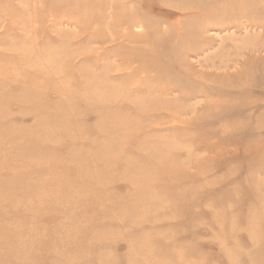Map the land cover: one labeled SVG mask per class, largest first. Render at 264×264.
I'll use <instances>...</instances> for the list:
<instances>
[{
  "label": "rangeland",
  "instance_id": "1",
  "mask_svg": "<svg viewBox=\"0 0 264 264\" xmlns=\"http://www.w3.org/2000/svg\"><path fill=\"white\" fill-rule=\"evenodd\" d=\"M262 196L264 0H0V264H264Z\"/></svg>",
  "mask_w": 264,
  "mask_h": 264
},
{
  "label": "bare ground",
  "instance_id": "2",
  "mask_svg": "<svg viewBox=\"0 0 264 264\" xmlns=\"http://www.w3.org/2000/svg\"><path fill=\"white\" fill-rule=\"evenodd\" d=\"M185 2V1H184ZM198 2V1H197ZM200 2V1H199ZM259 2V1H258ZM186 3V2H185ZM193 3V2H192ZM196 3V2H195ZM201 3V2H200ZM252 3H253V1H252ZM261 3V2H260ZM248 4L250 5L251 3H249L248 2ZM147 5V4H146ZM149 5H151V4H149ZM252 5V4H251ZM151 6H153V5H151ZM184 6V5H183ZM207 5H205V7H206ZM218 6V5H217ZM253 6H254V4H253ZM197 7H200V4H191V5H189V6H186V8H184L186 11L188 10L189 11V14H191L192 16H195V14H197V13H195L194 12V8L196 9ZM247 7H249V6H247ZM252 7V6H251ZM250 7V8H251ZM152 8V7H151ZM215 8V7H214ZM213 8V10L215 11V9H218V8H215L214 9ZM223 8V7H222ZM252 8H254V7H252ZM236 10H237V8H235ZM255 9V8H254ZM209 10V9H208ZM181 11H183V9L181 10ZM218 11V10H217ZM217 11H215V12H217ZM235 11V10H234ZM238 11V10H237ZM210 13H211V11H209ZM214 12V13H215ZM227 12V14H228V12L229 11H226ZM238 12H240V11H238ZM244 13H245V11H243ZM188 13V12H187ZM203 13V12H202ZM241 13V12H240ZM199 14H201V12L199 13ZM207 14H208V12H207ZM211 14H213V12L211 13ZM210 14V15H211ZM216 14V13H215ZM225 14V13H224ZM186 15H188V14H185V18H186ZM204 15V14H203ZM210 15L208 14L207 16H206V19H200V21H198V20H194V23H196L195 24V27L193 28V29H191V33H194V32H197V35H198V31H200L202 28H203V30H206V28H204V27H206L208 24H209V20H207V18H209L210 17ZM220 15V14H219ZM229 15V14H228ZM222 16V15H221ZM212 17V16H211ZM189 18V20L191 19V16L190 17H188ZM199 18V17H198ZM198 18H196V19H198ZM205 18V17H204ZM193 19H195L194 17H193ZM192 19V20H193ZM212 19V18H211ZM198 21V22H197ZM211 21V20H210ZM191 23V22H190ZM181 24H183V22L181 23ZM204 24H205V26H204ZM185 26H183L184 27V29L186 28V24H184ZM140 29V28H139ZM169 29V28H168ZM172 30H173V28H172ZM171 30V31H172ZM186 30V29H185ZM203 30H202V32H203ZM188 31H189V29H188ZM185 32H187V30L185 31ZM201 32V33H202ZM169 33V32H168ZM185 34V33H184ZM188 35V34H187ZM197 35H195L196 37H197ZM194 36V37H195ZM186 37L187 36H185V40H186ZM189 37H190V35H189ZM184 39V38H183ZM191 39H192V37H191ZM190 39V40H191ZM185 40H183V42H185ZM189 40V41H190ZM190 43V42H189ZM189 43H187V44H189ZM182 44H184V43H182ZM179 49V48H178ZM184 50V49H183ZM177 52V51H176ZM182 56V55H181ZM174 58H177V56H175ZM183 60V59H182ZM202 75V74H201ZM199 76V75H198ZM206 76V75H205ZM210 77V76H209ZM205 79H207V78H205ZM211 80V79H210ZM207 81H209V80H207ZM262 194V193H261ZM262 198H264V196H262Z\"/></svg>",
  "mask_w": 264,
  "mask_h": 264
}]
</instances>
